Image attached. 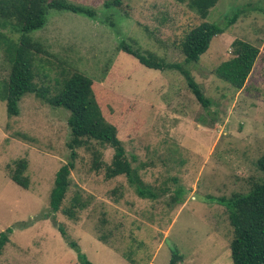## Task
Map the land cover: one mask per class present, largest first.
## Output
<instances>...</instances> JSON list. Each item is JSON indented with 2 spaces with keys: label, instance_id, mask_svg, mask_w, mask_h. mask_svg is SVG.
Masks as SVG:
<instances>
[{
  "label": "rangeland",
  "instance_id": "374dc122",
  "mask_svg": "<svg viewBox=\"0 0 264 264\" xmlns=\"http://www.w3.org/2000/svg\"><path fill=\"white\" fill-rule=\"evenodd\" d=\"M68 1L93 9L96 17L48 11L45 26L31 33L46 51L39 55L35 82L54 88L72 71L91 78L102 114L117 127L127 156L135 158L133 165L158 197H138L124 177L106 180L104 171L91 169V154L78 149L62 206L78 196L86 207L75 219L50 214L55 173L70 160L68 114L28 94L18 103V115L8 118L0 100V233L12 230L0 264H79L60 229L91 264H131L129 258L134 264H168L173 251L183 257L178 264H232V228L216 199L246 193L261 177L255 162L264 154V0H218L205 19L224 33L185 69L209 100L206 108L179 72L146 68L118 49L124 40L166 63H182L180 42L205 21L185 3L123 0L105 8L106 0ZM237 9L239 17L225 28ZM107 16L115 29L104 23ZM235 39L259 47L241 90L215 72L231 57ZM1 48L0 86L9 71ZM102 153L109 163L113 151ZM19 159L27 161L26 190L9 176ZM177 190L180 202L172 204Z\"/></svg>",
  "mask_w": 264,
  "mask_h": 264
},
{
  "label": "trees",
  "instance_id": "16d2710c",
  "mask_svg": "<svg viewBox=\"0 0 264 264\" xmlns=\"http://www.w3.org/2000/svg\"><path fill=\"white\" fill-rule=\"evenodd\" d=\"M122 1L106 0L104 7H119ZM177 1L185 3L199 18L205 20L218 0ZM52 9L68 11L91 19L96 17L93 9L68 0H0V45L9 64L7 76L1 81L0 100L5 103L7 117L18 115V103L28 94L34 95L53 108L63 109L68 114L66 122L70 138L67 148L70 151V160L55 173L49 195L50 214L61 212L69 219H75L76 213L86 207V203L81 202L78 196H74L68 206H62L70 187V175L74 169L78 149H85L91 154V169L96 172L104 171L106 180L124 177L138 197L157 199L158 190L143 181L140 168L133 165L135 158L129 159L117 136V127L109 123L102 114L99 103L102 99L96 96L91 78L81 72L72 71L62 75L61 79L56 81L54 88L38 85L35 82L38 76L37 62H42L39 55L46 54V51L39 41L31 37V33L45 26L46 15ZM241 12L240 9L234 11L228 19H225L224 27L233 25ZM104 23L115 29V23L110 16L105 17ZM8 33L15 35V39ZM223 33V27L207 20L192 28L179 45V50L184 56L182 63H166L156 54L143 52L124 40H120L118 49L135 58L146 68L179 72L197 102L206 108L210 104L209 100L185 66L197 62L208 50L211 40ZM258 56V46L235 39L231 43V57L221 63L215 72L220 79L228 82L236 90H241ZM106 148L113 151L109 163L102 159V149ZM255 166L261 177L252 183L248 192L232 193L229 197L216 199L217 204L226 209L228 223L232 228L229 245L232 264H264V154L257 159ZM26 170L27 161L24 159L15 161L9 169L11 181L25 190L29 187ZM112 193L116 195L117 190ZM181 196L182 191L177 190L172 204L179 203ZM60 231L67 245L75 251L78 263L91 264L81 252L80 246L66 236L62 229ZM11 232L12 230L7 228L0 233V256ZM100 240L104 242V238ZM182 258L177 251H173L168 264H178ZM127 260L134 264L132 259Z\"/></svg>",
  "mask_w": 264,
  "mask_h": 264
}]
</instances>
